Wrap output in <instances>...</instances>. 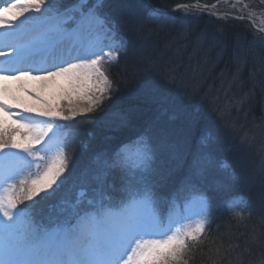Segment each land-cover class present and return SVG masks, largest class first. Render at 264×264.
I'll use <instances>...</instances> for the list:
<instances>
[{"label":"snow or ice","instance_id":"1","mask_svg":"<svg viewBox=\"0 0 264 264\" xmlns=\"http://www.w3.org/2000/svg\"><path fill=\"white\" fill-rule=\"evenodd\" d=\"M102 7L103 0H78L64 10L58 0H13L0 6V46L11 49V58L0 61V264H186L188 242L198 241L209 223L202 220L195 228L172 232L178 205L169 203L165 219L152 182L156 175L165 177L155 167L156 147L147 134L121 148L111 163L104 162L105 169L122 173L125 195L119 203L98 188L86 206L77 200L62 207L63 219L50 226L33 215L39 200L55 194L69 167L66 145L59 140L43 169L37 164V171H31L35 160L45 159L38 153L51 152L50 133L60 128L55 121L95 112L112 87L104 65L117 60L125 44L115 38ZM242 8L251 18L255 10ZM29 12L39 15L25 16ZM153 15L167 18L168 12L156 9ZM19 17L25 19L15 23ZM92 35L95 39L85 43L84 37ZM104 39L110 41L108 51ZM0 56L8 53L0 50ZM57 80L69 86V103L75 95L86 106L70 107L65 115L47 99L43 89ZM22 97L33 104H25ZM210 164L204 158L199 170ZM105 176L101 170L96 179L102 182ZM193 199L201 201L206 216V198L197 193Z\"/></svg>","mask_w":264,"mask_h":264},{"label":"trees","instance_id":"2","mask_svg":"<svg viewBox=\"0 0 264 264\" xmlns=\"http://www.w3.org/2000/svg\"><path fill=\"white\" fill-rule=\"evenodd\" d=\"M213 1L152 0V3L158 7H168L178 2L212 3ZM113 11L117 17L118 26L124 34V40L130 43V47L120 64L109 74L112 89L109 93L110 98L104 101L98 111L99 124L87 127L94 135L95 142L99 144V136L102 134L112 139L116 136L114 139L118 140L128 137L136 130H142V133L146 134L144 126L150 120L148 116L161 110L167 102L173 101L176 109L181 106L188 107L191 115L198 111L202 116L200 120L204 121L208 128L213 129L211 132L209 130L206 132L221 135H219L223 140L221 149L228 156V160L229 157L236 160H230L233 162L232 167L236 169L238 178L244 182L247 181L252 192L248 194L249 206L240 212H231L228 209L223 210L222 213L212 212L214 224L210 234L190 251L186 264H257L255 260L262 264L264 255V160L262 159L264 157V67L260 78L249 71L250 61H256L260 52L255 45H250L244 39L247 37L246 33L234 25L233 19L228 15H220L217 18L201 17L199 21H193V23L175 22V24H169L171 27L168 29L166 25H163V28H155L147 34L143 32V28L132 30L135 24L121 14L124 11L116 10V8ZM143 21V18L139 19L140 23ZM149 27L150 25L147 24L144 30ZM158 33L161 36L153 37ZM169 33L175 35L173 47H177L173 60L170 61L166 55L167 58L162 57L164 66L151 62L147 68L137 69L138 67L133 63V46L137 40H140L139 35L143 34L144 42H147L149 49L153 50L151 47L156 44V41H160L164 47V41L170 37ZM159 54L161 52L158 51L156 55ZM210 70L219 75L216 83L211 79L197 77V73L206 75ZM130 71L133 72L132 76H129ZM135 73L141 74L137 75L145 80L144 83L155 82L160 86L156 90L157 93H153L159 96V99L153 97V100H150V94H147L145 88L141 90L137 84L135 78L138 76ZM219 82L220 91L229 85L237 88L241 92V95L237 96L239 99L231 97L223 99L220 92L217 96L216 87ZM243 94H246L247 98H242ZM216 97L223 101H218L216 104L210 103L209 100ZM124 110L128 112L123 114ZM169 116L177 117L173 113ZM172 117H164V119L171 120ZM112 119L117 123L111 124ZM183 131L186 140L192 139L191 129L187 128ZM167 143L171 144L169 140L165 143L164 154L162 148L163 155L160 156L162 164L168 165L174 160L185 168L186 163L180 162V156L176 150L167 147ZM90 157L88 153L82 154L79 160L85 163L90 160ZM260 158L263 168L257 163ZM243 168H246V171ZM156 176L159 178V175Z\"/></svg>","mask_w":264,"mask_h":264},{"label":"rangeland","instance_id":"3","mask_svg":"<svg viewBox=\"0 0 264 264\" xmlns=\"http://www.w3.org/2000/svg\"><path fill=\"white\" fill-rule=\"evenodd\" d=\"M213 2H215L214 5H210V3H201V5L199 4H194L196 7H192L188 10H180V14L181 17H189V18H193L196 19L198 18L200 15H207V16H212L217 17V15L219 14H223V13H229L233 16H240V15H244L245 19H236V20H232V23L238 27H240L242 29L243 32L246 33V36L249 37L252 41L251 43L254 44H260V43H264L262 40H264V31H258V28H264V0H214ZM212 2V3H213ZM204 6H208V7H203ZM242 5H247L248 9H254L255 11L252 13L251 18H249L248 16V11L247 9H243ZM23 6V5H21ZM211 7V8H210ZM210 8V9H209ZM39 13H35V12H29V13H25V16H38ZM25 19V17H19L17 19V21L15 23H20L21 21H23ZM158 27V25H156V28ZM175 35H171L170 37H168V39H166L163 43V50L161 55L158 57L157 59V64H159L160 66H164L163 62H162V57L166 55L168 56V59L170 61L173 60L174 58V52H176L177 47H172V44L175 43ZM245 39V38H244ZM241 43V42H239ZM245 44V43H244ZM262 45V44H261ZM262 47V46H261ZM260 54L259 57L257 58V62L256 65L258 66L257 68L259 69H263L264 67V46L262 48H260ZM105 51H108V47H104ZM166 56V58H167ZM253 71H255L254 68H252ZM261 71V70H260ZM260 73V72H259ZM130 74L132 76L133 72L130 71ZM141 75L140 73H135L136 76ZM139 77V76H138ZM137 78V77H136ZM213 79L218 80L219 77L217 76V78L213 77ZM138 82L137 84L139 85V87L141 88V90H143L145 88V91H147V94H150V100H153V97L155 99H159V96L154 95L153 93H157L156 90L159 89L160 86H158L157 83H153V82H149V83H142V81L138 78L137 79ZM61 81V80H60ZM216 83V81H214ZM65 83L62 82V85L64 86ZM221 84L220 82L217 84L216 87V93L217 96L220 92V96L223 97V99H230V97L232 99H239V97L241 95V92L235 88L234 86H228V87H224L223 90H221ZM163 90V89H161ZM203 92V91H202ZM244 95V94H243ZM213 96V94H212ZM242 98H247L246 94L244 96H241ZM223 99H217V97L215 99H210V103L215 102V104L220 101L222 102ZM72 102L69 103V99H66L64 101L60 102H56L58 104H60L59 106L64 110L65 113L68 114V109L74 108V109H78L79 107H83L86 106L84 101L80 100L78 97H76L75 95H73L71 97ZM126 106V105H125ZM186 106H182L179 108V111L182 110L183 112L186 113L187 111ZM127 109V108H126ZM167 109L172 112L175 111V109H173L172 107H167ZM181 111V112H182ZM128 112V110H124L122 113L126 114ZM181 114V113H178ZM226 114V113H225ZM88 115H90L89 113L85 114V115H77L79 117H87ZM115 116L117 117V113H115ZM112 123H117L114 121V119L111 120V124ZM223 126V124H221ZM261 127V126H260ZM253 129V128H252ZM52 154H50V156L55 155L56 149H54V151H51ZM46 157V163L48 162V159L50 158ZM264 160V157L262 158ZM257 163L260 164V166L263 168L262 166V161L261 158L257 160ZM262 168L260 170H262ZM264 170V168H263ZM2 191V190H1ZM50 198L44 199L42 200L45 204L40 203L41 208H43L44 206L47 207V204L49 203ZM35 208H37L35 206ZM33 215L35 217H44L46 215V210H40L39 213L37 212H33ZM258 253H260V251L258 250ZM257 264H260V261L255 260ZM262 262H264V255L262 257Z\"/></svg>","mask_w":264,"mask_h":264},{"label":"bare ground","instance_id":"4","mask_svg":"<svg viewBox=\"0 0 264 264\" xmlns=\"http://www.w3.org/2000/svg\"><path fill=\"white\" fill-rule=\"evenodd\" d=\"M159 2V1H158ZM151 1L148 0V5L151 6ZM136 10L138 9H147V4L141 5L137 2H135ZM127 8V6H125ZM135 10V9H134ZM7 48V47H3ZM10 49V48H8ZM5 53H8V56H0V60L10 59L11 58V51H6ZM66 59H69L72 63H79V60H73L69 57H66ZM62 82L65 83L63 80H57L55 82H48L43 89L44 96L49 99L51 102H62L68 98L67 90L69 86L65 83L64 86L62 85ZM22 100L25 104L32 105L33 102L31 100H28L26 97H22ZM28 115H34V114H28Z\"/></svg>","mask_w":264,"mask_h":264}]
</instances>
